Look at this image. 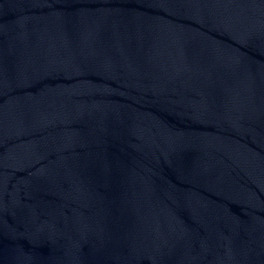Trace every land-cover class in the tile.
<instances>
[{
	"label": "water",
	"instance_id": "95a60500",
	"mask_svg": "<svg viewBox=\"0 0 264 264\" xmlns=\"http://www.w3.org/2000/svg\"><path fill=\"white\" fill-rule=\"evenodd\" d=\"M0 264H264V0H0Z\"/></svg>",
	"mask_w": 264,
	"mask_h": 264
}]
</instances>
